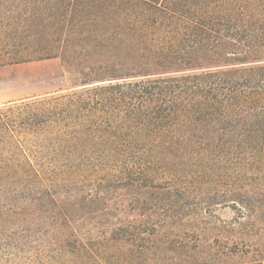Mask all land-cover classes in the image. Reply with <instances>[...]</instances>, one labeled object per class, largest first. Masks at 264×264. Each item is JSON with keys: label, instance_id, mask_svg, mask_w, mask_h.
<instances>
[{"label": "trees", "instance_id": "trees-1", "mask_svg": "<svg viewBox=\"0 0 264 264\" xmlns=\"http://www.w3.org/2000/svg\"><path fill=\"white\" fill-rule=\"evenodd\" d=\"M3 8L92 43L6 50L75 90L0 105V264H264V0Z\"/></svg>", "mask_w": 264, "mask_h": 264}, {"label": "rangeland", "instance_id": "rangeland-1", "mask_svg": "<svg viewBox=\"0 0 264 264\" xmlns=\"http://www.w3.org/2000/svg\"><path fill=\"white\" fill-rule=\"evenodd\" d=\"M15 4V2L11 3ZM17 4V3H16ZM10 13L7 9L0 10V105L10 102L18 101L26 98L40 97L54 94L60 91H72V84L69 80L70 76L66 74L60 60L48 59L41 61H32L28 63H20L13 65H3L7 61L13 59L12 56L6 54L11 46H18L20 53L16 56L18 58L25 57L26 52L33 49L39 44H54L56 46L73 44L83 46L84 44L92 42H84L80 39H75L73 42H47V34H43L44 42H34L35 39H41V35L34 36L29 34H16L11 29H44L47 27H58L59 22H38L30 21L24 22L22 17H18L20 9H15ZM11 14V15H10ZM13 16L15 18H13ZM62 26V25H61ZM21 31V30H20ZM17 35V36H16ZM14 57V58H16ZM70 57L78 60L80 58H92L93 54L89 52H82L78 49L70 52ZM9 72V73H8ZM9 75V76H8ZM229 213V212H228ZM233 214H223V217H232Z\"/></svg>", "mask_w": 264, "mask_h": 264}, {"label": "crops", "instance_id": "crops-1", "mask_svg": "<svg viewBox=\"0 0 264 264\" xmlns=\"http://www.w3.org/2000/svg\"><path fill=\"white\" fill-rule=\"evenodd\" d=\"M9 73V72H8ZM9 76V75H8Z\"/></svg>", "mask_w": 264, "mask_h": 264}]
</instances>
